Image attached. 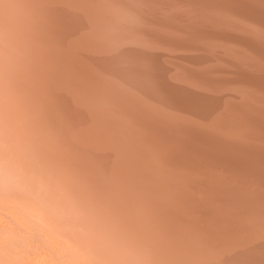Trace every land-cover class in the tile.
I'll use <instances>...</instances> for the list:
<instances>
[{"label":"clouds","instance_id":"1","mask_svg":"<svg viewBox=\"0 0 264 264\" xmlns=\"http://www.w3.org/2000/svg\"><path fill=\"white\" fill-rule=\"evenodd\" d=\"M166 2L0 0V264H221L179 258L158 216L161 188L146 196L127 173L130 119L54 68V47L95 66L126 42L150 97L136 117L170 121L176 103L164 85L177 73L158 63L163 48L211 57L213 67H235V57L230 41L189 34ZM237 23L264 36V24ZM219 134L227 147L240 145L235 134ZM112 149L121 151L119 167ZM139 166L149 177L170 167L149 147ZM170 184L179 191V179Z\"/></svg>","mask_w":264,"mask_h":264},{"label":"rangeland","instance_id":"2","mask_svg":"<svg viewBox=\"0 0 264 264\" xmlns=\"http://www.w3.org/2000/svg\"><path fill=\"white\" fill-rule=\"evenodd\" d=\"M180 11L182 9L176 5L175 10L167 0L165 12L169 17ZM169 38L181 37L178 34L164 37ZM133 55L126 42H121L115 56L98 61L94 66L82 63L70 51L53 48L56 71L81 78L83 86L101 91L118 112L130 119L123 149L127 173L137 185L143 186L142 194L146 196L151 195L153 186L161 188L158 216L167 239L178 250L179 258L219 260L221 264H264V234L261 229L264 227V186L252 187V195L244 197L241 204L234 203L231 199L237 189L222 187L212 171L201 169L199 158L202 160V157L199 154L205 145L198 143L193 148L187 145L188 139L195 140L192 135L213 140L208 144L213 147L231 143L219 134V130L224 126L223 119L231 117L234 108L227 109L222 95L205 85V75L209 72L213 82L220 76V70L231 73V62L227 67H213L210 66L211 57L179 46L163 48L156 59L162 66L173 67L177 73L164 85L176 103V111L170 121L145 122L136 117V110L149 103L148 84L141 79L137 85V68L132 72L137 67L135 62L131 63ZM233 98L230 91L224 94L227 101ZM245 99L247 94L244 92L235 101L239 105ZM70 119H75L71 113ZM263 146L264 140L259 142L257 150ZM145 147L167 161L172 169L169 167L166 174L158 177L145 175L139 166V156ZM112 150L116 156L113 166L119 167L121 151ZM172 178L180 181L178 192L170 184Z\"/></svg>","mask_w":264,"mask_h":264},{"label":"bare ground","instance_id":"3","mask_svg":"<svg viewBox=\"0 0 264 264\" xmlns=\"http://www.w3.org/2000/svg\"><path fill=\"white\" fill-rule=\"evenodd\" d=\"M168 1L170 5H174L175 10L176 5L182 9L170 18L185 21L188 18L189 34H206L230 41L234 47L235 67L230 63L231 73H223V70H220V76L213 82L209 72L205 75V85L222 95V102L227 109L234 108L231 117L223 119L224 126L221 130L242 137L238 136L240 145L213 147L212 144L208 145L213 140L196 135L191 136L195 137V140H187V145L190 148L198 143L205 145L199 154L202 157V160L199 158L201 169L212 171L222 187L237 189L231 201L241 204L244 197L254 193L252 187L264 186V146L257 150L259 142L264 140V36L249 37L246 29L237 21L264 24V0ZM133 62L135 61L131 63ZM136 68H133L132 72ZM133 76L131 78H134ZM137 77L139 78V73ZM138 78L137 85L141 83H138V80H141ZM228 91L234 95L230 101L224 99V94ZM244 92L247 99L238 105L235 98ZM261 229L264 234V227Z\"/></svg>","mask_w":264,"mask_h":264}]
</instances>
